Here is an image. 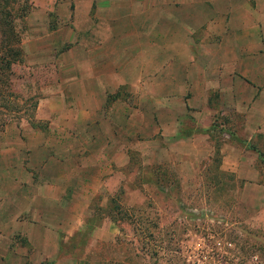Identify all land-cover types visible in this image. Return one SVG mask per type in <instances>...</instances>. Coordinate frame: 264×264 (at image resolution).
I'll return each mask as SVG.
<instances>
[{
  "label": "crops",
  "instance_id": "crops-1",
  "mask_svg": "<svg viewBox=\"0 0 264 264\" xmlns=\"http://www.w3.org/2000/svg\"><path fill=\"white\" fill-rule=\"evenodd\" d=\"M93 1L96 9L91 15L88 11ZM93 1H87L84 7L87 27L78 31L77 44L58 55L64 61L60 62L55 50L49 48L53 79L35 111L36 119L51 120V133H74L81 138L60 146L61 153L54 145L51 153L46 140H40V136L45 138L44 133H35L36 128L30 124L27 135L32 141L27 145L22 139L0 142V264H77L74 259L60 258L58 251L63 238L60 231L74 232L83 222L79 215L87 194L77 188L84 187L87 165L82 157L90 147L82 135L92 132V123L95 130L102 124L97 121L105 118L107 104L111 121L117 118L112 112L131 118L129 102L125 101L121 110H113L124 86L135 92L141 89V98L145 99L140 108L155 101L158 122L153 121V115L151 118L159 130L163 128V135L166 118L171 125H180L181 131L176 134L179 139L169 147L175 157L179 152L185 157L191 150L192 155L188 154L193 158L204 154V148L192 140L197 126L190 132L181 129L186 113L199 117L224 107L235 108L242 112L243 129L264 136V0H174L152 10L146 0L130 1L138 12L144 14L145 10L156 16V26L140 18L138 24L125 26L120 9L114 13L121 6L119 2ZM77 7L80 11L78 0ZM112 96L113 100H108ZM173 99L178 105L167 108L166 103ZM211 101L221 105L210 107ZM179 107L181 114L174 111ZM26 124L24 120L11 124L15 139L21 138L20 128ZM108 127L106 132L115 136L117 123ZM185 138L192 145L182 143ZM244 145L237 139L223 143L221 168L255 181L258 168L250 163L253 156L243 161ZM22 147L26 148L23 153ZM105 148L113 147L105 144ZM167 149L161 145L158 156ZM113 157L114 164H126L125 146ZM34 173L36 177H30ZM48 173L51 177L46 180L43 176ZM251 187L257 192L254 198L249 195ZM70 189L71 196L67 194ZM243 196L264 204V182H247Z\"/></svg>",
  "mask_w": 264,
  "mask_h": 264
},
{
  "label": "rangeland",
  "instance_id": "rangeland-1",
  "mask_svg": "<svg viewBox=\"0 0 264 264\" xmlns=\"http://www.w3.org/2000/svg\"><path fill=\"white\" fill-rule=\"evenodd\" d=\"M87 1L90 2L78 0L79 11V7L75 8L76 0H0V39L4 34L5 43L16 44L19 50L11 72L0 70V142L22 139L27 145L32 141L27 135L32 124L35 133H44L45 138L40 136V140H46L51 153L54 145L61 153L60 146L81 138L74 133H51V120L36 119L35 111L53 79L48 50H55L58 60L64 61L58 55L77 44L78 31L87 27L83 15ZM116 1L121 6L114 13L120 9L123 25H136L140 19L153 26L158 23L150 12H138L132 0ZM146 1L151 10L158 4L163 6L164 1L174 3V0ZM95 9L93 1L89 14L93 15ZM122 91L113 110H121L123 103L129 102L132 119L112 112V117L117 118L111 121L107 104L103 110L105 118L97 121L98 124L102 121L101 126L95 130L92 123V132L82 135L90 147L82 157L87 165L84 187L77 188L87 194L83 197V213L79 215L83 222L74 232L60 231L63 238L59 257L74 259L77 264H264V204L250 202L243 196L247 182H264L263 134L243 129L242 112L235 108L224 107L199 117L186 113L181 119V129L190 132L197 126L192 140L204 148V154L193 158L189 156L191 150L185 157L180 152L175 157V151L169 147L179 139L176 134L181 131L180 125H171L166 118L163 135V128L159 130L154 123L158 122L155 101L140 108L141 100L145 99L141 98L140 88L135 92L124 86ZM113 96L107 97L108 100ZM174 104L178 105L176 99L166 106ZM209 105L221 104L211 101ZM174 111L181 114L180 107ZM23 120L28 124L20 128L21 138L15 139L11 124ZM113 122L117 123V132L112 137L106 130ZM236 139L245 144L243 161L253 156L250 163L258 168L255 181L221 168L223 143ZM189 141L185 138L182 143L191 144ZM105 144L113 148L109 150ZM161 145L168 149L158 156ZM124 146L128 162L118 166L113 155ZM22 148L23 153L26 148ZM90 163L93 165L88 166ZM29 175L36 177L35 173ZM43 177L49 180L51 173ZM69 192L71 196L72 189ZM256 194L251 187L249 195L254 198Z\"/></svg>",
  "mask_w": 264,
  "mask_h": 264
},
{
  "label": "trees",
  "instance_id": "trees-1",
  "mask_svg": "<svg viewBox=\"0 0 264 264\" xmlns=\"http://www.w3.org/2000/svg\"><path fill=\"white\" fill-rule=\"evenodd\" d=\"M18 53H19V50L17 48V45L16 44L13 45V43L9 44V42L5 43V37L3 34V36L0 39V70H2L4 73L7 70V72L10 73L11 65L14 62V59L18 55ZM5 78H6V75H5ZM0 81H2L1 78H0ZM0 89H1V86H0ZM30 119L33 120L32 118ZM217 152L218 150H216V153ZM113 220H114V217H113Z\"/></svg>",
  "mask_w": 264,
  "mask_h": 264
}]
</instances>
